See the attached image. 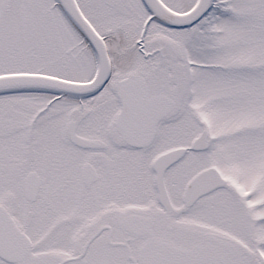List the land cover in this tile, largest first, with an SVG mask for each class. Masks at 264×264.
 <instances>
[{"label":"snow or ice","instance_id":"1","mask_svg":"<svg viewBox=\"0 0 264 264\" xmlns=\"http://www.w3.org/2000/svg\"><path fill=\"white\" fill-rule=\"evenodd\" d=\"M0 264H264V0H0Z\"/></svg>","mask_w":264,"mask_h":264}]
</instances>
